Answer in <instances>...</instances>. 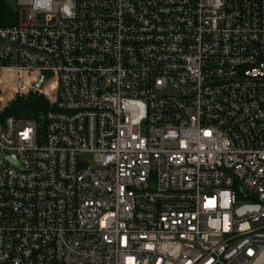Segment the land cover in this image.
Wrapping results in <instances>:
<instances>
[{
  "label": "built area",
  "instance_id": "built-area-1",
  "mask_svg": "<svg viewBox=\"0 0 264 264\" xmlns=\"http://www.w3.org/2000/svg\"><path fill=\"white\" fill-rule=\"evenodd\" d=\"M5 8L0 264H264V0Z\"/></svg>",
  "mask_w": 264,
  "mask_h": 264
},
{
  "label": "trees",
  "instance_id": "trees-1",
  "mask_svg": "<svg viewBox=\"0 0 264 264\" xmlns=\"http://www.w3.org/2000/svg\"><path fill=\"white\" fill-rule=\"evenodd\" d=\"M3 18L0 22V26L11 25L14 22L13 11L8 8L3 10ZM49 108L47 99L39 93H31L28 97L18 98L10 107L9 113L20 119H32L35 118L39 112L45 111Z\"/></svg>",
  "mask_w": 264,
  "mask_h": 264
},
{
  "label": "water",
  "instance_id": "water-1",
  "mask_svg": "<svg viewBox=\"0 0 264 264\" xmlns=\"http://www.w3.org/2000/svg\"><path fill=\"white\" fill-rule=\"evenodd\" d=\"M21 87V85H20ZM42 87V81L36 85V88L40 89Z\"/></svg>",
  "mask_w": 264,
  "mask_h": 264
},
{
  "label": "rangeland",
  "instance_id": "rangeland-1",
  "mask_svg": "<svg viewBox=\"0 0 264 264\" xmlns=\"http://www.w3.org/2000/svg\"><path fill=\"white\" fill-rule=\"evenodd\" d=\"M31 93H32V92H31ZM31 93H30V94H31ZM30 94H29V95H30ZM29 95H26V96H19L18 98H20V97H28Z\"/></svg>",
  "mask_w": 264,
  "mask_h": 264
}]
</instances>
